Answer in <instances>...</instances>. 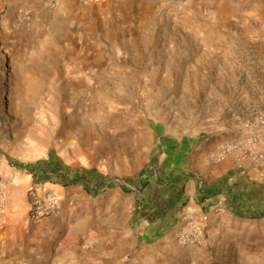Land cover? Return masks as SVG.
Instances as JSON below:
<instances>
[{
    "label": "rangeland",
    "instance_id": "1",
    "mask_svg": "<svg viewBox=\"0 0 264 264\" xmlns=\"http://www.w3.org/2000/svg\"><path fill=\"white\" fill-rule=\"evenodd\" d=\"M51 1L38 32L25 10L0 29V264H53L58 251L90 264L78 263L76 199L42 226L28 213L26 235L6 219L35 177L68 181L65 161L111 175L81 171L94 198L105 182L120 198L115 216L98 212L112 214L106 228L162 232L146 264H264V223L216 201L234 150L256 156L264 141V0ZM205 119L223 128L193 148Z\"/></svg>",
    "mask_w": 264,
    "mask_h": 264
},
{
    "label": "crops",
    "instance_id": "2",
    "mask_svg": "<svg viewBox=\"0 0 264 264\" xmlns=\"http://www.w3.org/2000/svg\"><path fill=\"white\" fill-rule=\"evenodd\" d=\"M122 1L120 2L119 7L113 4L109 6V9H106V11L112 12L115 10L116 12H122ZM43 2L44 0H0V13H3L0 16L1 31H8L11 26H14L20 17L21 10H25L29 12V21L33 25L34 30L38 32L40 24H42ZM94 4L100 5L99 3ZM220 122L215 123V125H211L205 119L207 126L203 124V126L199 129V132L196 130L193 132V137L190 138L191 147L193 146V148H195L197 145V139H201L203 134L209 129L218 128L219 130L223 128ZM218 124L221 128L216 127ZM243 127L242 122H233L231 132L235 133V139H242V137H238V133ZM218 130L216 131L219 132ZM256 151V156L251 157L244 156L241 149L234 150L231 154L232 164H230V166L228 165L229 167H234V169L228 170L229 167L223 168V200L222 197L219 196V198H216V201L219 202L218 204H222L223 201L224 206L231 208V210H233L236 214L244 216L245 219L253 218L255 221L264 223V141L258 144ZM77 165L82 166V169H75V167H73V163L65 161L62 171L65 175H67V178L70 177L73 182L69 181L70 179L68 181H62L57 177H46V179H37L35 177L32 181L34 183H44L47 188L53 190L62 197V212L64 215H67V217L68 215H73L72 213H69V210L71 209L67 207V198H74L77 200V206H80V210L77 212L79 216L78 218H81L80 220H82V222L86 221V223H84L85 229L80 233L79 242H77L78 250L80 252L78 263L146 264L145 262L150 261L149 255L152 252L151 249L158 247V240L163 237L162 232H157L155 230L154 235L152 230L144 229L139 232L140 234L138 233V235H134L132 230L119 231L115 228H106L112 218V214L115 216L117 212V205L119 204L120 198L115 195H112V197L109 195L110 192L114 191L115 187L108 184V182H105L101 189L104 194L108 195L107 200L104 203L100 202L99 199L104 198V194L94 198L92 194L93 191L91 190L92 192H88L89 185L87 184L89 178L86 176L84 177L81 174V171H84L85 174H93L92 177L95 176L101 180L111 177V175H109L106 171H101L93 166L81 164ZM28 186L29 185L25 186L24 192L23 189L20 190L18 198L19 207L17 209L14 208V210H12V205L16 202L14 198L12 199V196H9V200L7 201V203H10V206H8L10 209L7 208L8 218L6 219L9 222L10 227L14 225L15 228L19 229L20 235H26L28 231ZM103 205L108 212H113L111 214V218L110 215H107L105 220L100 219V213L98 214V212L105 210V208L102 207ZM92 209H94L95 212L90 215V211L92 212ZM52 221H54V218L45 219L41 222V226L43 223H49ZM41 226L34 229V235H44L42 233L43 228H41ZM8 229L5 228L1 231V233L3 232V237L1 239L3 243H7L6 239L13 235ZM60 232L61 231H57L52 234L56 236L59 235ZM133 244L137 247L139 254H137L134 259H131L129 258V250ZM263 248L264 246L261 248L262 251H264ZM3 251L6 250L4 249ZM145 252L147 253L146 256ZM260 259L263 260L261 257H257L256 260ZM53 264H68V261H66V257L58 251L57 257H55L54 254Z\"/></svg>",
    "mask_w": 264,
    "mask_h": 264
},
{
    "label": "built area",
    "instance_id": "3",
    "mask_svg": "<svg viewBox=\"0 0 264 264\" xmlns=\"http://www.w3.org/2000/svg\"><path fill=\"white\" fill-rule=\"evenodd\" d=\"M52 0L51 2H55ZM84 4L109 3L118 0H80ZM62 199L45 186L34 183L28 190L29 221L33 224H40L46 218L56 217L62 212ZM73 198H67L66 203L72 206Z\"/></svg>",
    "mask_w": 264,
    "mask_h": 264
},
{
    "label": "bare ground",
    "instance_id": "4",
    "mask_svg": "<svg viewBox=\"0 0 264 264\" xmlns=\"http://www.w3.org/2000/svg\"><path fill=\"white\" fill-rule=\"evenodd\" d=\"M5 103H3L2 105H4Z\"/></svg>",
    "mask_w": 264,
    "mask_h": 264
}]
</instances>
